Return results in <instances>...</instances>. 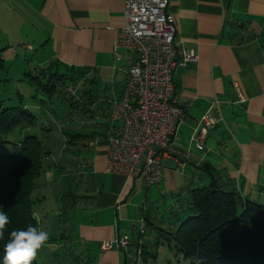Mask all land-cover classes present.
<instances>
[{
  "label": "crops",
  "instance_id": "1",
  "mask_svg": "<svg viewBox=\"0 0 264 264\" xmlns=\"http://www.w3.org/2000/svg\"><path fill=\"white\" fill-rule=\"evenodd\" d=\"M122 4L0 0L1 67L14 51V59L29 57L33 69L60 64L84 69L94 78L97 97L77 117L89 132L79 147L91 158H86L87 178L77 188L73 222L64 234L69 242L80 243L83 255L84 250L96 251L98 264L130 259L135 240L143 234L144 242L146 234H153L150 224L168 217L187 186L217 184L264 203V0H168L176 58L181 62L183 51L192 50L197 60L174 69L175 94L185 115L173 138L177 153L162 159L163 177L152 186L106 170L108 139L122 129L112 118L113 103L134 61L128 49H119V59L114 55L116 31L125 23ZM13 42H18L17 52ZM238 94L244 102L236 101ZM213 99L223 120L209 129L198 148L194 130ZM123 236L127 246L101 249L102 242Z\"/></svg>",
  "mask_w": 264,
  "mask_h": 264
},
{
  "label": "trees",
  "instance_id": "2",
  "mask_svg": "<svg viewBox=\"0 0 264 264\" xmlns=\"http://www.w3.org/2000/svg\"><path fill=\"white\" fill-rule=\"evenodd\" d=\"M24 74L23 80L35 90L31 97L40 102L45 117L50 118L51 111L57 114L47 106L52 101L61 110L53 123L54 128L59 127L67 153L78 155L81 161L78 163L86 168L87 157L82 156L80 147L86 144L89 132L85 125H79L77 117L89 111L97 97L92 86L94 78L87 77L84 69L52 63ZM17 95L16 105L0 104V136L33 127L41 120L32 109L35 104L31 106L24 102L21 94ZM39 125L43 131H52L42 120ZM17 147L15 153L0 155V211L7 213L10 220L4 238L0 239V264H4V248L11 231L26 230L29 226L38 228L32 194L43 158L50 154L35 133L25 134ZM67 193L72 195L70 207L73 210L76 194ZM177 202L165 220L150 224L154 244L172 242L174 251L188 260V264H264V203L244 198L233 189L217 184L187 186L177 194ZM63 236L67 240L66 235ZM150 244L147 239L141 243L142 260L157 257V247L150 251ZM137 247L136 239L134 256ZM128 262L129 259L124 258L123 264ZM32 264L40 263L35 259Z\"/></svg>",
  "mask_w": 264,
  "mask_h": 264
},
{
  "label": "built area",
  "instance_id": "3",
  "mask_svg": "<svg viewBox=\"0 0 264 264\" xmlns=\"http://www.w3.org/2000/svg\"><path fill=\"white\" fill-rule=\"evenodd\" d=\"M167 6L168 0H123L125 23L117 29L113 42L117 59L123 48L134 53V61L113 103L112 118L121 122L122 129L108 139L106 170L141 178L146 186L159 184L162 159L177 153L173 138L185 109L175 94L174 69L197 60L192 50H184L182 61L177 60L175 21ZM237 97V102L245 101L243 96ZM222 120L219 102L213 99L194 130L195 146L201 148L209 129ZM128 244L123 236L104 241L100 247L106 250Z\"/></svg>",
  "mask_w": 264,
  "mask_h": 264
},
{
  "label": "rangeland",
  "instance_id": "4",
  "mask_svg": "<svg viewBox=\"0 0 264 264\" xmlns=\"http://www.w3.org/2000/svg\"><path fill=\"white\" fill-rule=\"evenodd\" d=\"M4 43L6 42H2L1 46ZM13 43L15 45L13 48L17 52L19 50L18 42ZM12 52L14 55V51ZM13 55L11 57L5 56V65L0 66V104L5 107L16 105L18 103L17 94L19 93L23 96L24 102L31 106L37 105V108L32 109L37 117L43 121L44 125H48L47 127L52 130L43 131V128L39 125L41 120H38L33 127L15 130L0 136V155L15 153L18 148L17 142L28 133H35L42 140L43 146L50 151V154L43 158L42 169L39 177L35 180L32 194L34 215L38 222V229H43L49 234L48 242L38 251L36 259L40 264H98V253L96 251L93 252L91 249L84 250L83 255L80 243L69 242L63 236L65 230L69 227L68 223L71 225L73 222L70 218L73 216V211L70 207L72 195H68L67 192L78 196L77 188L87 178L86 171L81 170L85 166L78 163L80 161L78 155L74 156L67 153L64 143L65 139L59 132V127L57 129L54 128L53 123L61 110L52 101L47 106L57 111V114L51 111L52 116L47 118L40 110V107H42L40 102L31 97L35 92L34 87L23 80L25 72H33V67L28 66L29 57L27 59H14ZM56 122L59 126V121L56 120ZM47 136L50 138L47 139ZM82 156L88 159L91 158V154L88 153H84ZM74 162L77 164L75 165ZM162 165L164 167L163 162ZM67 173H69V176H66ZM67 234H69V231H67ZM147 236V241L151 243L148 245V250L153 251V248L157 247V257L155 259L148 257L147 260L140 258L142 250L140 245L143 242V234H141L136 254L131 256L128 264L189 263L181 254H177L174 251L172 242L163 241L159 244H154L153 235L146 234L145 238ZM150 237L152 238L151 240H149ZM50 239L54 240L49 241ZM90 251L92 254L88 255Z\"/></svg>",
  "mask_w": 264,
  "mask_h": 264
},
{
  "label": "clouds",
  "instance_id": "5",
  "mask_svg": "<svg viewBox=\"0 0 264 264\" xmlns=\"http://www.w3.org/2000/svg\"><path fill=\"white\" fill-rule=\"evenodd\" d=\"M9 223L7 213L0 211V239L4 238ZM48 239L47 231L32 226L26 230L11 231L10 239L4 248V264H32Z\"/></svg>",
  "mask_w": 264,
  "mask_h": 264
},
{
  "label": "water",
  "instance_id": "6",
  "mask_svg": "<svg viewBox=\"0 0 264 264\" xmlns=\"http://www.w3.org/2000/svg\"><path fill=\"white\" fill-rule=\"evenodd\" d=\"M155 149H156V150H159V147H158V146H155Z\"/></svg>",
  "mask_w": 264,
  "mask_h": 264
}]
</instances>
